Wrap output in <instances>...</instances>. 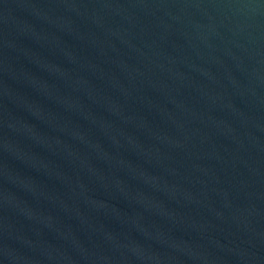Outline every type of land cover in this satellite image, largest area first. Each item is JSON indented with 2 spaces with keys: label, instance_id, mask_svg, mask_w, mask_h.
<instances>
[{
  "label": "water",
  "instance_id": "1",
  "mask_svg": "<svg viewBox=\"0 0 264 264\" xmlns=\"http://www.w3.org/2000/svg\"><path fill=\"white\" fill-rule=\"evenodd\" d=\"M0 264H264V0H0Z\"/></svg>",
  "mask_w": 264,
  "mask_h": 264
}]
</instances>
